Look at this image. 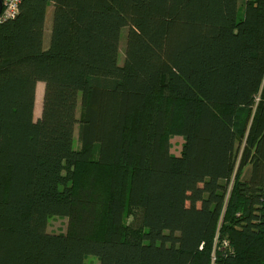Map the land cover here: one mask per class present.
<instances>
[{
	"label": "trees",
	"instance_id": "obj_1",
	"mask_svg": "<svg viewBox=\"0 0 264 264\" xmlns=\"http://www.w3.org/2000/svg\"><path fill=\"white\" fill-rule=\"evenodd\" d=\"M89 255L264 264V0H24L0 23V264Z\"/></svg>",
	"mask_w": 264,
	"mask_h": 264
},
{
	"label": "rangeland",
	"instance_id": "obj_2",
	"mask_svg": "<svg viewBox=\"0 0 264 264\" xmlns=\"http://www.w3.org/2000/svg\"><path fill=\"white\" fill-rule=\"evenodd\" d=\"M51 25H52V9H50L46 16V23H45V34H44V47H47L50 41V32H51ZM126 30L124 31L125 36ZM122 36V39L120 41V49H119V56H118V62L119 64H122L123 62V56H124V48H125V37ZM43 91H44V84L43 82H39L37 85V91H36V104H35V118L37 119L40 117L41 113V105H42V98H43ZM80 112V108L79 111ZM79 115V114H78ZM78 128V126H77ZM77 135L78 130H75L74 134V144L75 147H78V141H77ZM171 146H172V153L179 155L184 144V139L180 135H172L171 137ZM82 179L83 183L87 184L89 181H96L95 178L100 179V173L99 171L95 170L92 166L85 168L82 172ZM105 208L101 209V214L103 215ZM100 225V224H99ZM68 227V219L66 217H60V216H51L48 222L47 230L49 232H66ZM85 264H100L99 257L95 255H89L85 259Z\"/></svg>",
	"mask_w": 264,
	"mask_h": 264
},
{
	"label": "built area",
	"instance_id": "obj_3",
	"mask_svg": "<svg viewBox=\"0 0 264 264\" xmlns=\"http://www.w3.org/2000/svg\"><path fill=\"white\" fill-rule=\"evenodd\" d=\"M24 0H4L3 9L0 13V23L14 19L19 11L20 4Z\"/></svg>",
	"mask_w": 264,
	"mask_h": 264
},
{
	"label": "water",
	"instance_id": "obj_4",
	"mask_svg": "<svg viewBox=\"0 0 264 264\" xmlns=\"http://www.w3.org/2000/svg\"><path fill=\"white\" fill-rule=\"evenodd\" d=\"M3 4H4V0H0V13H1L2 9H3Z\"/></svg>",
	"mask_w": 264,
	"mask_h": 264
}]
</instances>
